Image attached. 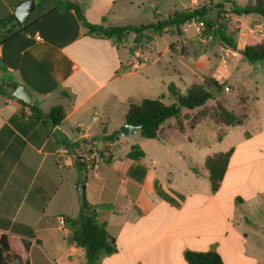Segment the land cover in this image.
<instances>
[{"label": "crops", "instance_id": "crops-1", "mask_svg": "<svg viewBox=\"0 0 264 264\" xmlns=\"http://www.w3.org/2000/svg\"><path fill=\"white\" fill-rule=\"evenodd\" d=\"M25 1L0 0V21L15 15ZM154 1L63 3L80 7L91 24L126 26L134 24L120 23L123 16L129 19L140 4L153 7ZM35 3L28 27L0 44V218L35 233L25 239L29 248L24 238L11 235L13 252L20 257L13 264H87L86 251L69 241L71 231L61 224L80 214V185L116 245L97 264H189L187 252H216L224 264H264V116L218 134L221 126L208 118L184 119L183 129L169 119L155 139L119 135L108 162L86 147L90 169L80 173L71 155L62 169L58 135L72 142L112 136L125 124L130 102L166 99L174 82L166 80L167 70L155 68L162 55L153 58L156 36L142 49L149 62L134 69L131 63L141 51L134 33L118 44L89 33L74 10ZM170 46L167 53H172ZM20 85L32 92L39 114L65 106V119L49 136L37 126L28 130L31 110L6 94ZM23 113L24 120L11 122ZM247 123L253 133L235 130ZM137 147L144 156L129 158ZM228 152L222 180L213 190L206 160ZM4 233L0 229V238Z\"/></svg>", "mask_w": 264, "mask_h": 264}, {"label": "trees", "instance_id": "trees-1", "mask_svg": "<svg viewBox=\"0 0 264 264\" xmlns=\"http://www.w3.org/2000/svg\"><path fill=\"white\" fill-rule=\"evenodd\" d=\"M54 4L53 6L56 9L66 8L68 10H74L78 19L89 33L113 39L118 44L126 41L130 33L135 34V43L137 45L144 42L149 43L155 36H162L164 34H177L180 36L182 34V26L198 23L203 26L205 35L211 36L225 47L237 50L235 40L229 34L228 26L224 22V17L222 16L227 14L225 11L226 4H230V12L235 17L256 15L264 19V0H254V3L247 6H241L234 0H226L225 3L216 5L211 3L210 6H196L180 12H175L167 18L158 19L156 22L144 26L94 25L87 21L81 8L77 5L70 2L63 3L58 1H55ZM212 8L218 10L217 20L209 18V13ZM31 21L32 15L23 24L18 21L15 15L0 21V30L7 29V31L2 33L0 44L22 33ZM243 57L251 64L264 62V42L246 46L243 50ZM205 82V84H193L185 93H182L174 84L169 85V98L173 100L171 104L165 103L163 96L157 99H143L140 103L130 102L125 116V123L133 126H140L139 133L144 139L157 138L161 126L169 119H176L177 126L183 129L184 119L191 117L189 114L183 116V111H198L204 107L209 100L214 99L215 94L209 91L207 87L215 88L216 93L222 90V84L214 79H208ZM205 85L208 86L206 87ZM6 94L12 97L9 91H6ZM19 102L31 110V115L28 117V130L37 126L38 131L43 130L45 134L49 136L52 130L60 126L65 119L66 113L63 104L53 107L48 114L44 115L37 113L34 106L29 107L26 103L22 101ZM218 111L219 117L227 127L241 126L244 124L245 118L231 113L224 107L219 106ZM25 117V113L20 117L14 116L11 122L15 124L18 118L24 120ZM207 118L216 123V114L205 115L204 113H199L194 117L193 121ZM119 135L120 133L116 132L112 136H104L99 140H92L89 142L86 140L72 142L59 135L58 137L59 144L67 149L69 155L76 157L78 170L80 173H83L87 171L85 155L83 154L84 149L86 147H94L100 157L108 162L111 158V151L107 146V142L114 143ZM138 149L139 147L132 148L129 158L136 160L142 158L144 154L142 152L136 153ZM230 154L231 152L219 154L206 160V168L210 172L213 190H217L219 187ZM79 183L83 182L80 180ZM66 223L71 231L69 241L86 251L87 264H97L103 256L115 251L116 245L114 239L107 231L106 223L98 219L96 209L90 206L86 201L81 207L79 216L73 219L67 218ZM0 229L5 231L0 238V264H13L19 262L20 257L13 252L11 235H18L24 238L25 247L29 248L30 244L25 239L35 238L33 229L27 225L14 223L11 220L1 218ZM185 259L189 264H224L221 256L216 252H187L185 254Z\"/></svg>", "mask_w": 264, "mask_h": 264}, {"label": "rangeland", "instance_id": "rangeland-1", "mask_svg": "<svg viewBox=\"0 0 264 264\" xmlns=\"http://www.w3.org/2000/svg\"><path fill=\"white\" fill-rule=\"evenodd\" d=\"M36 1L44 8L55 5V1ZM56 1L63 2L64 0ZM197 1L200 4L197 6H210L211 3L216 5L226 2V0ZM234 1L241 6L254 3V0ZM153 3V7L140 4L135 16L129 19L123 16L119 20L120 23H131L136 26L149 25L158 19L167 18L175 12L193 7V0H156ZM225 11L227 14L222 16L228 26L229 34L235 40L237 50L225 47L211 36L205 35L203 26L198 23L182 26L180 36L177 34L156 36L157 39L151 47L154 59L162 54L155 68L167 70L166 80L174 82L182 90V93H185L192 84H205L208 79H214L222 84V90L219 93H216L215 88L205 85L209 91L215 94V97L209 100L204 107L193 112L184 110L191 117H195L199 113L216 114V125L221 126L220 129L216 127L217 134L227 127L219 117V106L245 118L244 123L249 117L255 120L256 117L264 116V62L248 63L243 54L239 52V50L243 51L246 46L264 42V19L256 15L235 17L230 12V4H226ZM209 18L217 20L218 10L212 8ZM145 43L137 45L141 53H143L142 49H144ZM168 46L172 53H167ZM175 70H179L180 73H176ZM164 102L173 103L169 95L167 96V92ZM207 124L212 126L211 129H214V123L208 122ZM260 127H264V123L260 122ZM211 129L205 128V130ZM242 129L254 132L250 123L240 129L235 128V130Z\"/></svg>", "mask_w": 264, "mask_h": 264}, {"label": "water", "instance_id": "water-1", "mask_svg": "<svg viewBox=\"0 0 264 264\" xmlns=\"http://www.w3.org/2000/svg\"><path fill=\"white\" fill-rule=\"evenodd\" d=\"M36 8V3L35 0H27L20 4L16 11H15V16L18 19L20 23H25L27 19L30 17L32 12ZM240 53L243 54L242 50H239ZM9 91L12 93L13 97L16 98L17 100H20L24 103H26L29 107L34 106V96L30 90L24 86L20 85L17 88H9ZM140 132V126H133L129 124H124L119 128V133L122 138H127L134 136ZM55 139L58 140L57 135H54ZM79 192V201L81 206L85 204V190H84V185H80L77 188Z\"/></svg>", "mask_w": 264, "mask_h": 264}, {"label": "built area", "instance_id": "built-area-1", "mask_svg": "<svg viewBox=\"0 0 264 264\" xmlns=\"http://www.w3.org/2000/svg\"><path fill=\"white\" fill-rule=\"evenodd\" d=\"M149 62V59L146 55H141L140 52L135 53L134 60L131 63V67L134 69L140 68L142 64ZM114 145L113 142H107V146L110 148ZM69 156V153L67 149L62 148L58 153H57V158H58V167L64 168V163L63 159L67 158ZM87 157L85 156V164L87 165V169H90L92 166L90 164V159L86 160ZM66 223L65 219H61V224L64 225Z\"/></svg>", "mask_w": 264, "mask_h": 264}]
</instances>
